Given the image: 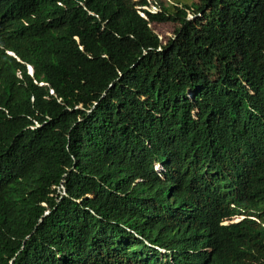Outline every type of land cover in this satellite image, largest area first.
Returning <instances> with one entry per match:
<instances>
[{
	"label": "trees",
	"instance_id": "16d2710c",
	"mask_svg": "<svg viewBox=\"0 0 264 264\" xmlns=\"http://www.w3.org/2000/svg\"><path fill=\"white\" fill-rule=\"evenodd\" d=\"M0 264H264V0H0Z\"/></svg>",
	"mask_w": 264,
	"mask_h": 264
},
{
	"label": "rangeland",
	"instance_id": "374dc122",
	"mask_svg": "<svg viewBox=\"0 0 264 264\" xmlns=\"http://www.w3.org/2000/svg\"><path fill=\"white\" fill-rule=\"evenodd\" d=\"M162 1L166 2L167 5V3L169 4L170 2L175 0H162ZM179 1L181 2L183 1L189 4L191 2H196L197 0H179ZM156 9L154 7L151 8L152 11H155ZM192 17L193 16L191 14L188 15V18H192ZM151 28L158 35L159 39L164 43L168 38L173 37L176 25L172 23L151 24ZM219 32H220L219 27H217L212 20L203 21L201 23L200 33L202 40H204V42L206 43L212 42L217 37ZM235 221H237V219L226 221L225 224Z\"/></svg>",
	"mask_w": 264,
	"mask_h": 264
},
{
	"label": "clouds",
	"instance_id": "9594fccd",
	"mask_svg": "<svg viewBox=\"0 0 264 264\" xmlns=\"http://www.w3.org/2000/svg\"><path fill=\"white\" fill-rule=\"evenodd\" d=\"M28 72L31 74V68H28Z\"/></svg>",
	"mask_w": 264,
	"mask_h": 264
}]
</instances>
